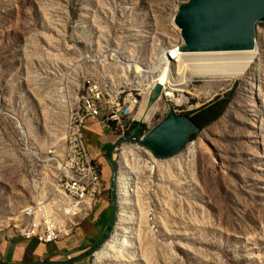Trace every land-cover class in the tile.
<instances>
[{
  "label": "rangeland",
  "instance_id": "rangeland-1",
  "mask_svg": "<svg viewBox=\"0 0 264 264\" xmlns=\"http://www.w3.org/2000/svg\"><path fill=\"white\" fill-rule=\"evenodd\" d=\"M184 3L0 0V233L18 234L24 210L52 198L69 123L94 87L105 101L134 94L140 104L129 129L101 125L111 138L98 158L116 216L82 264H264V22L250 73L192 76L182 91L164 87L149 106L155 78L136 65H161L157 76L168 71L186 83L179 60L164 57L183 43L174 18ZM218 98L227 101L223 114L179 154L157 157L132 140L115 149L113 164L107 159L139 120L146 129L138 139L171 110L194 117Z\"/></svg>",
  "mask_w": 264,
  "mask_h": 264
},
{
  "label": "water",
  "instance_id": "water-1",
  "mask_svg": "<svg viewBox=\"0 0 264 264\" xmlns=\"http://www.w3.org/2000/svg\"><path fill=\"white\" fill-rule=\"evenodd\" d=\"M176 14V23L182 28L187 52L217 50H251L256 44V25L264 22V0H184ZM160 84L152 90L149 106L162 94ZM142 120L133 132L115 142L107 153L113 164V152L122 143L135 140ZM201 126L191 115L177 114L171 110L154 129L139 139L157 157L169 158L179 154L201 131ZM115 183V180L114 182ZM115 204V189L113 188ZM116 216L113 208L111 221L98 242L82 255L67 261H44L34 264H71L86 259L99 248L111 234ZM0 264H10L0 260Z\"/></svg>",
  "mask_w": 264,
  "mask_h": 264
},
{
  "label": "built area",
  "instance_id": "built-area-1",
  "mask_svg": "<svg viewBox=\"0 0 264 264\" xmlns=\"http://www.w3.org/2000/svg\"><path fill=\"white\" fill-rule=\"evenodd\" d=\"M103 103L106 104L104 108ZM139 104V97L134 94L124 101L108 102L103 100L97 88L91 89L82 109L69 123L67 154L59 164L52 198L46 202H36L24 210V224L18 229L19 234L26 239L49 244L71 236L83 225L100 205L107 190L103 161L94 157L89 150L86 123L94 118L101 119L104 128H111L112 123H117L123 129L125 126L129 129ZM76 119H84V126H76ZM75 128H82L85 132V147H78L74 139ZM139 139L135 140L139 142ZM126 143L118 147L122 145L121 148H124Z\"/></svg>",
  "mask_w": 264,
  "mask_h": 264
},
{
  "label": "crops",
  "instance_id": "crops-1",
  "mask_svg": "<svg viewBox=\"0 0 264 264\" xmlns=\"http://www.w3.org/2000/svg\"><path fill=\"white\" fill-rule=\"evenodd\" d=\"M101 125V120L94 118L88 119L86 123L89 150L94 157L100 156V151L109 144L111 138L104 132ZM98 141L101 143L100 146ZM112 213L113 205L104 195L95 212L86 218L74 234L49 244L26 239L19 233L15 235L0 233V260L10 264H34L44 261H67L78 257L93 247L102 237L111 221ZM45 256L46 258H43ZM84 260L71 264H82Z\"/></svg>",
  "mask_w": 264,
  "mask_h": 264
},
{
  "label": "bare ground",
  "instance_id": "bare-ground-1",
  "mask_svg": "<svg viewBox=\"0 0 264 264\" xmlns=\"http://www.w3.org/2000/svg\"><path fill=\"white\" fill-rule=\"evenodd\" d=\"M174 25H176L177 29L181 31V36H182V28L176 23V17L174 18ZM182 41H183L182 44H179L173 48L168 49L166 51V56L164 57L167 59L168 63L173 59L179 60L181 65L180 72L186 81L184 85L176 84L172 82L170 73L168 71H164L161 75L157 76V74L155 73L159 71V67H161V65H159L158 68H147V69L143 67L141 68L139 65H136L135 67L139 69L138 72L146 71L148 73H153L155 78L154 80L155 86L160 84L163 89L164 87L170 86L173 91L176 90L182 91L184 90V88H187L189 86L192 76H217V75L228 76V77L244 76L253 70L255 63L257 62L258 50L256 44H255V48L251 50H217V51L187 52L183 50L185 47V42L183 37H182ZM164 57L162 56V58ZM189 68L191 69L190 74L188 73ZM136 77L142 78L143 75L142 76L139 75ZM169 95H172V93L170 92ZM139 116L141 119L144 120L147 119L148 118L147 108H143ZM76 126H84V119H76ZM74 139L78 144V147H85L86 139L82 128L74 129ZM130 186L131 185L129 183L128 191L131 193L134 190L133 187ZM123 245L124 246L129 245V240L127 238L124 239Z\"/></svg>",
  "mask_w": 264,
  "mask_h": 264
},
{
  "label": "trees",
  "instance_id": "trees-1",
  "mask_svg": "<svg viewBox=\"0 0 264 264\" xmlns=\"http://www.w3.org/2000/svg\"><path fill=\"white\" fill-rule=\"evenodd\" d=\"M226 105L227 101L225 99L218 98L216 101L207 104L196 111L193 118L201 127H204L205 125L219 118L223 114ZM136 125L137 123L135 124V126ZM145 129L146 126L142 125L139 134H142Z\"/></svg>",
  "mask_w": 264,
  "mask_h": 264
}]
</instances>
